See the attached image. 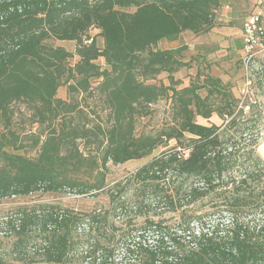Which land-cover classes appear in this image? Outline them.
I'll return each mask as SVG.
<instances>
[{"label": "trees", "instance_id": "1", "mask_svg": "<svg viewBox=\"0 0 264 264\" xmlns=\"http://www.w3.org/2000/svg\"><path fill=\"white\" fill-rule=\"evenodd\" d=\"M228 1L0 0V201L105 192L109 203L90 212L35 203L4 214L0 264H264L260 104L209 74L179 87L171 76L181 66L177 52L154 49L216 27ZM162 72L168 86L148 83ZM63 79L73 93L96 83L109 126H89L78 101L56 97ZM159 99L170 104L168 120L136 135L140 108ZM20 101L45 126L31 134L33 158L14 151L23 147L10 106ZM158 148L124 180L106 183L109 162Z\"/></svg>", "mask_w": 264, "mask_h": 264}, {"label": "rangeland", "instance_id": "2", "mask_svg": "<svg viewBox=\"0 0 264 264\" xmlns=\"http://www.w3.org/2000/svg\"><path fill=\"white\" fill-rule=\"evenodd\" d=\"M258 1L261 4L258 5ZM130 9L129 12H133ZM259 11H264V0H229L217 12L216 27L208 32L192 33L183 32L176 40L160 41L154 49H170L177 52L181 66L171 76L180 83L179 87L188 86L191 80H196L201 74L200 81L204 75L209 74L220 78L232 88L234 96L249 99L260 104L264 116V43L260 40L251 48L246 45L245 28L247 21ZM97 30H92L91 35H97ZM98 46H102V39L96 37ZM46 45L52 47H63L69 52L74 51V43L61 42L54 39L46 41ZM76 58L69 60L72 65ZM102 68L105 64L98 61ZM140 80V77H138ZM63 84L57 92V98L64 101L74 99L81 104L87 117H82L89 126L95 124L102 127L109 126L110 112L104 98L95 90L96 83H92L87 93H73L68 91V85ZM151 84L169 85L168 74L160 73ZM86 105V106H85ZM87 107V108H85ZM12 115L11 130L17 133L21 150H14L17 154H23L33 158L36 148H33L31 134L45 130V126L39 128L34 124L31 106L25 101L12 103L10 106ZM140 117L136 120V135L151 134L156 132L168 120L170 115V104L165 99H159L148 107L139 110ZM3 128L0 125V132ZM79 148L83 149L84 143L77 141ZM262 148H258L259 154L264 158V141ZM156 149L153 153L140 160H132L123 164L109 162L106 183L109 186L124 180L137 168L150 161L152 157L160 153ZM37 203L58 204L62 207L73 209L77 212H90L96 208L106 209L109 206L105 192L95 196H78L74 194H46L33 195L28 198H12L0 201V217L18 207H26ZM139 222V221H137ZM7 245H5L6 247ZM7 264H19L9 259Z\"/></svg>", "mask_w": 264, "mask_h": 264}, {"label": "built area", "instance_id": "3", "mask_svg": "<svg viewBox=\"0 0 264 264\" xmlns=\"http://www.w3.org/2000/svg\"><path fill=\"white\" fill-rule=\"evenodd\" d=\"M261 4V1H258V5ZM246 38L245 43L251 48L253 45L257 44V41L260 40L264 43V11H259L253 15L247 23L244 25ZM86 44L90 41H86Z\"/></svg>", "mask_w": 264, "mask_h": 264}, {"label": "bare ground", "instance_id": "4", "mask_svg": "<svg viewBox=\"0 0 264 264\" xmlns=\"http://www.w3.org/2000/svg\"><path fill=\"white\" fill-rule=\"evenodd\" d=\"M261 148H262V145L260 146V150H261Z\"/></svg>", "mask_w": 264, "mask_h": 264}]
</instances>
